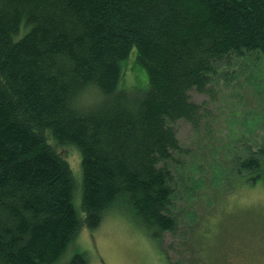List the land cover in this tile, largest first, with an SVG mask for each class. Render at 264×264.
I'll return each instance as SVG.
<instances>
[{
	"label": "trees",
	"instance_id": "1",
	"mask_svg": "<svg viewBox=\"0 0 264 264\" xmlns=\"http://www.w3.org/2000/svg\"><path fill=\"white\" fill-rule=\"evenodd\" d=\"M133 47L148 77L141 94L119 89ZM262 55L264 0H0V264H53L123 202L165 248L180 224L175 124L209 126L212 109L191 94L212 96L238 77L229 69ZM260 114L231 151V183L264 182ZM61 145L81 154L82 220Z\"/></svg>",
	"mask_w": 264,
	"mask_h": 264
},
{
	"label": "rangeland",
	"instance_id": "2",
	"mask_svg": "<svg viewBox=\"0 0 264 264\" xmlns=\"http://www.w3.org/2000/svg\"><path fill=\"white\" fill-rule=\"evenodd\" d=\"M248 64L244 69L237 65L229 69H235L238 77L220 79L211 90L212 96L191 94L212 109L209 126L195 130L183 120L175 124L185 146L177 161L170 163L175 173L172 212L179 216L180 224L176 235L164 234L165 248L123 202L112 205L97 228L82 226L53 264L67 263L75 253H82L87 264H170L168 257L173 264H264V182L253 186L230 182L235 177L230 169L231 151L241 143L247 122L264 114V55L253 69ZM121 68L119 89L129 94L144 93L148 77L136 47ZM89 101L91 96L84 95L79 102ZM57 149L71 168L72 203L82 220L81 154L74 145Z\"/></svg>",
	"mask_w": 264,
	"mask_h": 264
},
{
	"label": "bare ground",
	"instance_id": "3",
	"mask_svg": "<svg viewBox=\"0 0 264 264\" xmlns=\"http://www.w3.org/2000/svg\"><path fill=\"white\" fill-rule=\"evenodd\" d=\"M195 226V225H194ZM194 228V227H193Z\"/></svg>",
	"mask_w": 264,
	"mask_h": 264
}]
</instances>
